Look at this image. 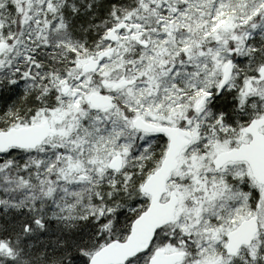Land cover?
I'll return each mask as SVG.
<instances>
[{"label":"snow or ice","instance_id":"snow-or-ice-1","mask_svg":"<svg viewBox=\"0 0 264 264\" xmlns=\"http://www.w3.org/2000/svg\"><path fill=\"white\" fill-rule=\"evenodd\" d=\"M0 264H264V0H0Z\"/></svg>","mask_w":264,"mask_h":264}]
</instances>
